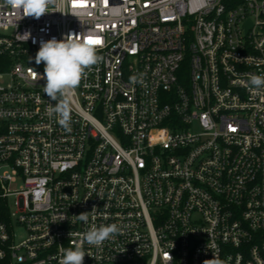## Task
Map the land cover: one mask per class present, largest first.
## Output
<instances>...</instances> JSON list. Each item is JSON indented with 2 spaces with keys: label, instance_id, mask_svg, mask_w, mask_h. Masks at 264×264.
<instances>
[{
  "label": "built area",
  "instance_id": "obj_1",
  "mask_svg": "<svg viewBox=\"0 0 264 264\" xmlns=\"http://www.w3.org/2000/svg\"><path fill=\"white\" fill-rule=\"evenodd\" d=\"M87 30L103 60L71 98L69 132L35 55ZM6 74L0 200L15 210L0 220V264H59L112 223L120 233L83 243V264H264V89L248 84L264 75V0H57L21 20L0 7Z\"/></svg>",
  "mask_w": 264,
  "mask_h": 264
},
{
  "label": "clouds",
  "instance_id": "obj_2",
  "mask_svg": "<svg viewBox=\"0 0 264 264\" xmlns=\"http://www.w3.org/2000/svg\"><path fill=\"white\" fill-rule=\"evenodd\" d=\"M56 2L57 0H2L0 7L13 10L19 20L25 17L39 19L44 14L49 13V7ZM30 35L28 32L24 33L26 40ZM101 47H103L102 38L89 30L81 33L69 32L62 39L58 40L53 37L46 42H40V48L35 55V63L39 65L43 62L44 72L42 75L37 72L36 74L40 79L46 81L43 86L44 94L50 101L55 102L54 105H50L49 113L56 115L57 122L66 131H71V98L82 77L86 75V70H90L92 66L103 60V57L97 54ZM143 75L141 73L139 77L130 76L129 80L133 84H142ZM248 84L255 91L264 89V75H251ZM88 213L83 212L75 217L87 223L89 220ZM120 231V227L115 223L100 225L99 227L92 226L83 233L79 243L62 249L63 254L59 264H83L85 255H88L82 247L83 243L100 247L106 240L112 239ZM171 259L172 257L168 253L165 257L166 264H170ZM204 264H223V261L214 257L205 260Z\"/></svg>",
  "mask_w": 264,
  "mask_h": 264
},
{
  "label": "rangeland",
  "instance_id": "obj_3",
  "mask_svg": "<svg viewBox=\"0 0 264 264\" xmlns=\"http://www.w3.org/2000/svg\"><path fill=\"white\" fill-rule=\"evenodd\" d=\"M9 82H10V79L7 74L0 79L1 84H7ZM22 181H23L22 177L19 176L17 179L16 185L11 186V188L18 187L20 184H22ZM14 201H15L14 196H9L8 198H6L5 204L7 206L8 212H12L15 210ZM13 228H15V230L17 231L18 238H21L24 236V231L19 225H15Z\"/></svg>",
  "mask_w": 264,
  "mask_h": 264
},
{
  "label": "trees",
  "instance_id": "obj_4",
  "mask_svg": "<svg viewBox=\"0 0 264 264\" xmlns=\"http://www.w3.org/2000/svg\"><path fill=\"white\" fill-rule=\"evenodd\" d=\"M7 219V206L5 205V202L0 200V220Z\"/></svg>",
  "mask_w": 264,
  "mask_h": 264
}]
</instances>
